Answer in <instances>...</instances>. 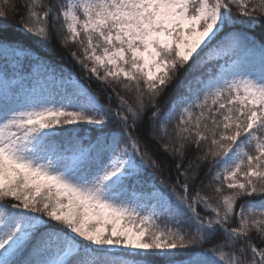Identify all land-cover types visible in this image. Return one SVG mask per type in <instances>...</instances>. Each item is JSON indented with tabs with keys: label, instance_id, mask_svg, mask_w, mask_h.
Segmentation results:
<instances>
[{
	"label": "snow or ice",
	"instance_id": "6c2138e0",
	"mask_svg": "<svg viewBox=\"0 0 264 264\" xmlns=\"http://www.w3.org/2000/svg\"><path fill=\"white\" fill-rule=\"evenodd\" d=\"M17 8L38 42L78 45L102 88L18 94L0 76V264H264V41L234 27L264 17V0H3L0 22ZM9 51L24 54L0 40ZM174 119L171 150L191 144L195 162L170 184L140 130Z\"/></svg>",
	"mask_w": 264,
	"mask_h": 264
},
{
	"label": "trees",
	"instance_id": "16d2710c",
	"mask_svg": "<svg viewBox=\"0 0 264 264\" xmlns=\"http://www.w3.org/2000/svg\"><path fill=\"white\" fill-rule=\"evenodd\" d=\"M259 2V0H257ZM3 3V0H0V4ZM16 3L21 5H27L30 3V0H16ZM23 11L22 8L16 9V15H13L11 12L8 17L0 22V40L11 42L13 47L17 50H22V52H26L24 54L25 57L22 56H14L11 51L7 53V57L5 58V54L0 53V76L7 73L8 77H14L16 74L21 73L24 75L27 73L25 66L37 62L42 65H51L52 67L62 71L67 70L71 72L84 84L88 87H91L93 91H97L102 88L101 84L96 81L94 78L89 80L88 76L82 71L80 65L71 57L69 54L72 51H76L78 54L80 52L79 46L76 44L69 43L67 46H63V42L60 37H54L52 40L41 43L38 42L37 38H33L24 31L23 25L21 24L22 16L19 14ZM233 15H237V13L233 12ZM249 18L240 17L238 22L234 25V27L239 30L247 33V35L254 40L259 42L264 41V17L257 18V22L249 23ZM20 65L19 67H15L14 65ZM44 67V66H42ZM32 86V80L30 81ZM120 95L124 96L129 102H134V94L128 92L124 89L123 85L120 83H115L113 85ZM178 89L175 87V84L170 86L163 96L159 99V105L161 108H166L168 101L173 98V96L177 93ZM38 94L40 93L37 90ZM111 93L105 89L101 92L102 102L108 95ZM116 98L113 96L112 104L116 106ZM176 120L174 119L167 125H164L161 128L153 129L151 132L148 130L147 125L143 126L140 130V134L142 136L141 140V150L145 149L148 151L149 156L157 163L158 170L154 173L159 179H164L168 183H174L177 177V164L183 163L184 167L188 166V163L195 162V152L193 146L191 144L186 145L185 147V155L184 157H180L176 155L171 149L178 146L173 139ZM95 131L91 126L84 124L79 128V134L84 137H89L91 133ZM165 145L168 147V151L165 150ZM206 148V146H205ZM204 149L201 150V153ZM245 150L248 151V147H245ZM207 167H203L201 172V179H204V172H207ZM148 173L152 174L153 169L149 167L147 169ZM148 182H151L149 178L146 177ZM227 193V189H225ZM202 195H207L211 197L213 195L211 189L205 188ZM46 195V192L41 191L40 195L37 199H41ZM259 199V197H256ZM10 200L4 201V203H10ZM214 203V201H211ZM160 226L163 228L164 224L161 222ZM253 242L259 243L258 234H253ZM212 243L205 245V250L213 247Z\"/></svg>",
	"mask_w": 264,
	"mask_h": 264
},
{
	"label": "rangeland",
	"instance_id": "374dc122",
	"mask_svg": "<svg viewBox=\"0 0 264 264\" xmlns=\"http://www.w3.org/2000/svg\"><path fill=\"white\" fill-rule=\"evenodd\" d=\"M37 77H38V81H39L40 83H43L44 85L47 83L48 78H47V74H46L45 71H41V72H39L38 75H37ZM69 78L74 79L75 77H74V76H70ZM69 78H67V79H69ZM68 87H74V86H73V85H68ZM13 88H14L17 92L19 91V89H18L17 86H13ZM58 91H60V88H59V87L56 89V91H53V94H55V92H58ZM175 95H176V94H175ZM175 95H174V96H175ZM174 96H173V97H174ZM125 199H126V200H131V199H133V197L131 196V193H130V192H129L128 194H126Z\"/></svg>",
	"mask_w": 264,
	"mask_h": 264
}]
</instances>
